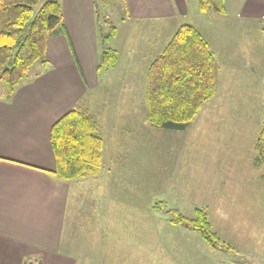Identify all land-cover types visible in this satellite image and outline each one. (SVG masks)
<instances>
[{
  "label": "rangeland",
  "instance_id": "1",
  "mask_svg": "<svg viewBox=\"0 0 264 264\" xmlns=\"http://www.w3.org/2000/svg\"><path fill=\"white\" fill-rule=\"evenodd\" d=\"M98 4L117 27L108 46L117 50L118 61L97 72L75 106L98 123L104 147L100 172L95 179L78 178L77 202L68 208L67 227L75 236L68 248L64 244L72 255L68 260L264 264V165L257 161L255 147L264 118V16L238 11L225 18L212 11L210 19L195 0H188L186 14L178 10L169 18H130L125 0ZM196 16L203 17L197 21ZM214 19L221 24L205 32ZM187 22L203 24L219 69L227 51L250 77L227 73L220 82L218 78L215 95L184 130L166 129L146 119V73L178 26ZM109 28L105 24V31ZM224 39L226 50L217 47ZM41 69L37 62L32 72ZM196 207L207 209L213 229L233 250L214 248L199 233L169 222L167 209L179 208L191 217Z\"/></svg>",
  "mask_w": 264,
  "mask_h": 264
},
{
  "label": "crops",
  "instance_id": "2",
  "mask_svg": "<svg viewBox=\"0 0 264 264\" xmlns=\"http://www.w3.org/2000/svg\"><path fill=\"white\" fill-rule=\"evenodd\" d=\"M59 1L64 18L48 38V65H42L34 73L31 68L28 78L17 86L10 100L6 86L0 81V264H42L38 257L45 263H77L68 260L72 255L64 244L67 246L70 241L73 244L75 238L67 227V213L71 203L77 202L80 190L77 181L81 178L62 180L50 172L55 168L50 131L54 122L74 108L96 80L101 49L96 10L100 7L98 0ZM195 2L199 10L198 0ZM125 3L130 18H169L178 10L188 12V0H125ZM225 4L227 14L222 15L225 18L238 11H245L248 17L264 16L256 13L264 11V0H225ZM199 17L203 16H196L197 21ZM220 22L210 21L205 32H212ZM200 24L201 27L194 25L203 32ZM212 38L215 40V36ZM207 40L214 51L208 37ZM222 43L217 47L228 46L227 39ZM260 43L264 46V38ZM225 53L219 82L227 73L250 77L234 64L237 57ZM30 258H35L34 263Z\"/></svg>",
  "mask_w": 264,
  "mask_h": 264
},
{
  "label": "trees",
  "instance_id": "3",
  "mask_svg": "<svg viewBox=\"0 0 264 264\" xmlns=\"http://www.w3.org/2000/svg\"><path fill=\"white\" fill-rule=\"evenodd\" d=\"M199 11L226 16L225 0H198ZM100 53L97 70L115 67L118 52L108 42L117 34L108 14L96 10ZM59 0H0V81L10 100L17 86L26 80L34 64L47 66L50 33L63 23ZM105 24L110 25L105 31ZM264 33V17L261 26ZM219 65L207 37L193 23H182L147 69L146 119L166 129L184 130L201 107L216 93ZM264 83V82H263ZM98 123L86 111L71 108L54 122L50 140L55 168L50 171L62 180L97 175L102 166L103 138ZM257 161L264 165V118L256 139ZM169 222L195 231L214 248H234L213 229L205 207L194 215L169 208Z\"/></svg>",
  "mask_w": 264,
  "mask_h": 264
}]
</instances>
